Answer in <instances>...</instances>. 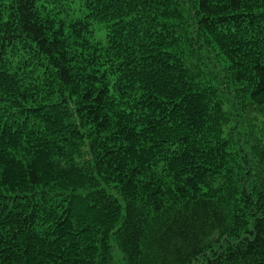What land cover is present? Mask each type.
Wrapping results in <instances>:
<instances>
[{
    "label": "trees",
    "instance_id": "obj_1",
    "mask_svg": "<svg viewBox=\"0 0 264 264\" xmlns=\"http://www.w3.org/2000/svg\"><path fill=\"white\" fill-rule=\"evenodd\" d=\"M0 264H264V0H0Z\"/></svg>",
    "mask_w": 264,
    "mask_h": 264
},
{
    "label": "rangeland",
    "instance_id": "obj_2",
    "mask_svg": "<svg viewBox=\"0 0 264 264\" xmlns=\"http://www.w3.org/2000/svg\"><path fill=\"white\" fill-rule=\"evenodd\" d=\"M73 6H74V5H71V9L69 10V12L72 11Z\"/></svg>",
    "mask_w": 264,
    "mask_h": 264
}]
</instances>
